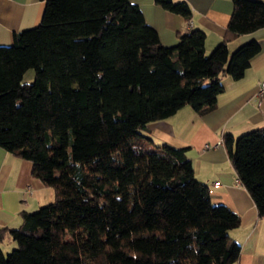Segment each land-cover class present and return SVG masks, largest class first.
<instances>
[{
  "label": "trees",
  "instance_id": "obj_1",
  "mask_svg": "<svg viewBox=\"0 0 264 264\" xmlns=\"http://www.w3.org/2000/svg\"><path fill=\"white\" fill-rule=\"evenodd\" d=\"M222 40L199 28L161 43L131 0H44L40 21L0 45V147L31 162L54 198L0 227V264H231L239 215L213 203L186 148L148 124L190 104L202 115L260 50L264 0H232ZM188 22L186 0H155ZM34 68L32 82L23 74ZM223 143L264 216V128ZM5 239L14 247L5 253Z\"/></svg>",
  "mask_w": 264,
  "mask_h": 264
},
{
  "label": "crops",
  "instance_id": "obj_2",
  "mask_svg": "<svg viewBox=\"0 0 264 264\" xmlns=\"http://www.w3.org/2000/svg\"><path fill=\"white\" fill-rule=\"evenodd\" d=\"M131 1L156 29L162 44L172 45L179 32L199 28L205 33L206 53L222 40L233 11L232 0H186L191 7V17L186 22L155 0ZM44 5V0H0V45L10 44L14 33L36 25ZM250 39L259 42V52L240 79L228 74L221 77L224 90L218 94L215 108L198 115L184 105L169 117L148 124L155 142L186 148L195 176L212 188V202L223 203L239 215L240 223L230 230V235L240 244V252L231 264H264V216H258L223 143L225 133L236 137L264 128V95L258 94L259 84L264 81V28L235 36L228 42V49L233 51ZM206 143L210 144L208 148ZM214 181L219 185L215 186ZM53 198V189L32 175L30 161L0 147V227L19 226L21 210L33 211ZM3 243L13 244L10 239Z\"/></svg>",
  "mask_w": 264,
  "mask_h": 264
},
{
  "label": "rangeland",
  "instance_id": "obj_3",
  "mask_svg": "<svg viewBox=\"0 0 264 264\" xmlns=\"http://www.w3.org/2000/svg\"><path fill=\"white\" fill-rule=\"evenodd\" d=\"M34 76H35V70L34 68H29L27 69V71L23 74V77H22V81L23 82H32L34 80ZM189 105V107L192 108V106L190 104H187ZM2 246V249L5 253H7L8 251H10L13 247H14V242L13 244L12 243H9V244H1Z\"/></svg>",
  "mask_w": 264,
  "mask_h": 264
},
{
  "label": "built area",
  "instance_id": "obj_4",
  "mask_svg": "<svg viewBox=\"0 0 264 264\" xmlns=\"http://www.w3.org/2000/svg\"><path fill=\"white\" fill-rule=\"evenodd\" d=\"M258 94L259 95H264V81H262L260 84H259V87H258ZM220 142H217V144H219ZM210 146V144H208V143H206L205 144V148H208ZM213 184L215 185V186H218L219 185V182L218 181H214L213 182ZM209 192H211L212 191V188L211 187H209Z\"/></svg>",
  "mask_w": 264,
  "mask_h": 264
}]
</instances>
